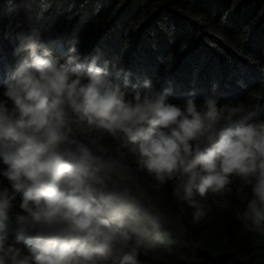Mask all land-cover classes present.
Listing matches in <instances>:
<instances>
[{
  "label": "clouds",
  "instance_id": "obj_1",
  "mask_svg": "<svg viewBox=\"0 0 264 264\" xmlns=\"http://www.w3.org/2000/svg\"><path fill=\"white\" fill-rule=\"evenodd\" d=\"M0 75V264H145L171 252L185 207L244 204L264 226L257 109L115 73L102 53L22 34ZM170 189V191H169ZM180 206L172 214L167 197Z\"/></svg>",
  "mask_w": 264,
  "mask_h": 264
},
{
  "label": "trees",
  "instance_id": "obj_2",
  "mask_svg": "<svg viewBox=\"0 0 264 264\" xmlns=\"http://www.w3.org/2000/svg\"><path fill=\"white\" fill-rule=\"evenodd\" d=\"M31 28L59 49L75 43L102 53L113 73L124 66L156 87L173 89V102L195 91L222 103L257 109L264 118V0H0V75L14 65L12 49ZM170 191V189H169ZM210 210L198 223L185 207L171 229L172 251L145 264H264V226L245 230L244 204ZM165 203L172 214L179 207Z\"/></svg>",
  "mask_w": 264,
  "mask_h": 264
}]
</instances>
